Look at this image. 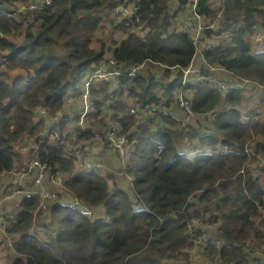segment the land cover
<instances>
[{"label": "trees", "instance_id": "16d2710c", "mask_svg": "<svg viewBox=\"0 0 264 264\" xmlns=\"http://www.w3.org/2000/svg\"><path fill=\"white\" fill-rule=\"evenodd\" d=\"M27 1L0 0V183L26 188L10 173L30 154L15 146L35 140L68 189L106 217L63 199L42 211L36 194L18 195L3 264H192L194 254L201 264H264V45L253 40L264 0H199L195 12L209 21L199 50L183 26L195 23L190 0H53L33 18L13 13ZM101 66L121 73L92 81L96 111L75 127L67 98ZM189 68L202 77L185 86ZM111 124L127 139L125 165L105 136ZM52 129L68 144L50 143ZM99 130L111 153L92 156Z\"/></svg>", "mask_w": 264, "mask_h": 264}, {"label": "built area", "instance_id": "2783aa9c", "mask_svg": "<svg viewBox=\"0 0 264 264\" xmlns=\"http://www.w3.org/2000/svg\"><path fill=\"white\" fill-rule=\"evenodd\" d=\"M177 1L179 0H175L174 4ZM198 1L199 0H190V2H192L190 4L191 9L194 10L193 20L195 21V23L194 24H188V23L183 24V26L187 28V30L190 32L193 27L194 29H196L195 33L191 32L192 33L191 37L193 38L194 43L196 44L198 48L197 50L201 49L200 47L202 43L201 32L205 27V25H202L201 23L197 24L198 21H201L203 19L201 15L195 12ZM53 4H54L53 0H31L29 4L24 3V5H22L21 7H18L16 10H13V11L19 14L30 15V18H33L36 14L40 13L46 8L51 7ZM119 12H122L123 16H126V17L127 15L129 17H133L135 13V11L132 10L129 6L125 7L123 5H119L116 7L115 13H119ZM218 16L222 17V13L219 12ZM215 22L217 23V20H215ZM215 25L216 24L212 23L209 26L215 27ZM148 34H149L148 30L142 33V36H143L142 40H146V37ZM253 39L257 45H264V29L260 28L256 30L253 36ZM203 48H205V50H209L211 48V44L206 43V45ZM112 63H115V62L112 61ZM142 65L143 64H139L138 66H142ZM200 70L201 68L200 69H193V68L187 69L185 71L183 85L186 86L190 78H193V79L196 78V80L201 79L202 75L199 73ZM190 72L193 73L194 75L191 76ZM120 73H121L120 71H114L110 69L109 66H106V67L101 66L92 71V74L89 76V78L84 81L82 89L79 93V96L81 97V101H82V105L80 104L81 107H78L68 112L69 115L72 114L73 116L79 117V121L76 122L75 127H84L85 125H82V123L84 122L85 115L88 113L89 110H94L88 113V115L86 116L87 118L91 113H94L96 111V103H95V99L92 98L91 86H90L92 81H94V79L96 78L107 80L111 76H119ZM132 73L133 74L135 73V69H133ZM208 79L212 84L214 83L215 85H219L220 83L215 76L209 75ZM213 80H216L217 82H213ZM246 83H247V80L244 81V84ZM236 85H238V82H234L229 85L223 84L222 86L225 89H228ZM185 86H184V90H185ZM183 93H184L183 89L182 90L180 89L178 92V95L181 97V105L183 106L184 109L192 113L190 110V105L188 101L186 100V97L183 95ZM68 98H69V101H71L73 98V95H70ZM59 112H62V113L60 115H56V118L64 114L63 111H58L57 114ZM131 113L134 114L135 110L132 109ZM48 115H49L48 110L38 109L36 117H38L39 119L49 120ZM185 122H186V119H184L183 121L184 125H186ZM53 133H54L53 130L48 132V135L50 136V138H55V135ZM105 136L108 140L112 141L114 146L118 149V152L116 151V153L118 154V157L121 163L125 165L127 152L124 147V144L127 142L126 137L123 135H119L118 129L114 124H111L110 130L108 133L105 134ZM57 137L60 138L61 135H57ZM48 141L52 143L49 140V137H48ZM17 150L19 152L26 151V154L28 155L30 154V155H29V158L26 160L24 167H22L21 170H17V169L13 170V173L18 176L16 178V180L18 181L14 180V183H17L18 185H22L24 184L23 182L24 176H32V178L27 179V181H32L35 185L38 186V189L29 190L27 192L38 193L39 195L38 209H40L39 205L41 204L44 209L43 210L40 209V210L47 211L50 208L51 203L54 202L51 199L56 198L57 200L58 197H62L64 199L62 202L66 201V203H69L71 206L81 207L82 213L88 216L89 219H93L95 217L97 213L94 211V209L89 207L78 195H75L73 192L69 191L64 175L60 174L59 172L54 173V170L52 169V167L47 162L41 159L40 154H39V151H40L39 143H36L35 140L31 142L25 141L24 143H20L18 145ZM195 153L196 152L194 150H190L191 155ZM259 163L261 166L264 167V159H262ZM87 165H92V164L90 162H87ZM94 166L97 169H101V165L99 163H96ZM105 169L110 170L112 168L108 166ZM18 192H21V190H18ZM8 198L13 199L14 194H10L7 197L0 196V238L6 237L11 242L8 228L11 225V221L15 217V213L18 210V208L16 205L14 207H11L8 201H6ZM193 224H199L201 228L203 227V224L201 222H198L197 220L193 221ZM193 259L194 261L192 264H198V262L199 264H201L198 256H196L195 254H194Z\"/></svg>", "mask_w": 264, "mask_h": 264}, {"label": "rangeland", "instance_id": "374dc122", "mask_svg": "<svg viewBox=\"0 0 264 264\" xmlns=\"http://www.w3.org/2000/svg\"><path fill=\"white\" fill-rule=\"evenodd\" d=\"M31 2V0H28L27 2H26V4H29ZM22 5H24V3H22V4H20L19 6H17V7H21ZM13 13L14 14H16V15H18L19 16V13H15L14 11H13ZM217 21H218V24L223 20V17H221V16H218V18L216 19ZM199 23H201L202 25H206V24H208L209 23V21L208 20H205V19H202L201 21H198V23L197 24H199ZM218 24H216L215 25V28L217 27V25ZM191 32L192 33H195L196 32V29H194V27L192 28V30H191ZM254 40V39H253ZM208 43H212V42H210V41H208ZM206 44H204L202 47H204ZM213 82H217L216 80H213ZM212 86H215L214 85V83L212 84ZM72 104H79V106L78 107H81L80 106V104L82 105V101H81V97L80 96H78V97H73L72 98V100L71 101H69V98L67 99V101H66V104H65V108H66V110L67 111H72L73 110V108H71V106H73ZM92 112V111H94V110H89L88 111V113L89 112ZM62 112H59L57 115H60ZM88 113L85 115V118H84V122L82 123V125H85L86 126V123L89 121V120H91V115L90 116H88L87 118H86V116L88 115ZM69 117H72V118H74V116L72 115V114H70L69 115ZM36 120H39V118L38 117H36ZM45 122H49V120H45ZM53 130V134L55 135V138H50V136L48 135V137H49V140L52 142V143H65V144H68V142L67 141H65V138L67 137V132H61V130L60 131H58V130H56V129H52ZM100 130H99V132H98V136L95 138V139H93V141L92 142H90L89 144H88V146L90 147V151L89 152H91V155L93 156V155H96V154H99L101 151H109L110 153H111V151H110V149H107V146H106V143H105V140L102 138V137H100ZM57 135H61V137L60 138H58L57 137ZM20 143H22V142H19V143H17L16 144V146H15V148H18V145L20 144ZM109 148V147H108ZM22 154H26V151H23L22 152ZM99 164L101 165V168H106V167H108V166H110V167H112L113 165H109V163H107V162H103V161H100L99 162ZM106 170H108V169H106ZM109 171V170H108ZM113 173V172H112ZM113 174H115L116 176H122L123 175V171L121 170V172L120 171H115ZM8 176H5V178H7ZM32 178V176H24V179H23V182H28V181H26L27 179H31ZM15 181H18V180H16L15 179ZM4 182V184L2 185V183ZM0 190H2V189H4L5 190V192H7V193H11L15 188H13L14 186L13 185H7V184H5V181H2L1 183H0ZM36 187H38V186H36ZM18 195H20V194H15L14 196H18ZM13 199H15V197L13 198ZM52 201H55L56 200V198L55 199H51ZM11 206H13L14 205V201H10V203H9ZM39 207H40V209H44L43 207H42V205L40 204L39 205ZM94 209V211L96 212V213H98L99 215H100V217H102V218H105L106 217V212H105V209L103 208V209H96V208H93ZM3 241V239L2 238H0V249H1V247L3 246L4 247V243L2 242ZM4 258V256H3V253L0 251V264H3L4 263V260H3V258ZM198 261V260H197ZM198 264H199V262H198Z\"/></svg>", "mask_w": 264, "mask_h": 264}, {"label": "clouds", "instance_id": "9594fccd", "mask_svg": "<svg viewBox=\"0 0 264 264\" xmlns=\"http://www.w3.org/2000/svg\"><path fill=\"white\" fill-rule=\"evenodd\" d=\"M55 144V143H54ZM17 150V149H16ZM18 151V150H17ZM20 153H22V152H20ZM194 155V154H193ZM29 158V157H28ZM27 158V159H28ZM126 160H127V157H126ZM26 163V162H25ZM126 163V162H125ZM16 169L17 170H19V168L18 167H16ZM15 170V169H14ZM10 175H11V177L13 178L12 179V182L14 183V180L18 177L16 174H14L13 173V171L10 173ZM2 178H1V175H0V180H1ZM66 179V178H65ZM27 181V180H26ZM4 184V182L2 183V185ZM5 184H7L6 182H5ZM7 185H9V184H7ZM14 185H18L17 183H14ZM23 186H25L26 188L25 189H23V190H21V192H18V189H16L15 190V192L14 191H12L11 193H8V194H24V193H29V192H27V191H29V190H37L38 189V187H36L37 185H35L32 181H28V182H24V184H22ZM33 185V186H32ZM14 188V187H13ZM1 191H4L5 192V190L4 189H2ZM70 191V190H69ZM71 192V191H70ZM33 194H36L37 195V206H38V197H39V195H38V193H33ZM15 197V201H17V199H18V196H14ZM60 199H63L62 197H58L57 198V200L56 201H54V202H52L51 204L53 205V204H55V203H57ZM64 200V199H63ZM83 200V199H82ZM63 204H69V203H66V201L65 202H62ZM16 204V206H17V208H18V210L20 209V204H18L17 205V203H15ZM70 205V204H69ZM51 207V206H50ZM78 207V206H77ZM80 208V210H81V207H79ZM92 208H95V207H92ZM49 210V209H48ZM82 212V211H81ZM86 216V215H85ZM89 218V217H88ZM4 238V237H3Z\"/></svg>", "mask_w": 264, "mask_h": 264}, {"label": "crops", "instance_id": "0c3cea01", "mask_svg": "<svg viewBox=\"0 0 264 264\" xmlns=\"http://www.w3.org/2000/svg\"><path fill=\"white\" fill-rule=\"evenodd\" d=\"M15 203H17V205L19 204L18 201H14Z\"/></svg>", "mask_w": 264, "mask_h": 264}]
</instances>
